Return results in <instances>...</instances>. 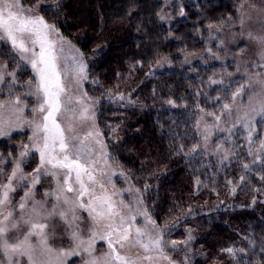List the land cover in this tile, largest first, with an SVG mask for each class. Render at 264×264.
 I'll use <instances>...</instances> for the list:
<instances>
[{"label":"snow or ice","instance_id":"1","mask_svg":"<svg viewBox=\"0 0 264 264\" xmlns=\"http://www.w3.org/2000/svg\"><path fill=\"white\" fill-rule=\"evenodd\" d=\"M53 3L59 9L62 0H53ZM44 4L45 0H36L34 5L25 7L23 0H0V56L15 65L9 70L8 62L0 64V91L7 88L9 96L15 97L9 102L15 119L5 117L3 109L6 105L0 102V137H8L10 130L22 128L24 124L32 129V135L28 137L30 143L21 144L18 153L9 151L7 158L0 154V264H65L64 257L70 255H86L84 264H157L159 261L176 264L170 252L180 245L187 249L195 239L192 231L187 232L184 240L169 242L165 237L179 220L170 226H158L152 215L155 208H149L145 200L151 185L136 188L131 184L132 177L121 171L119 175L129 186L116 188L112 176L117 173L112 170L110 161H114L109 145L104 143L96 126L94 105L98 101L89 102L87 93H79L81 82L87 79L85 57L60 34L55 23H49L44 15L38 14V11H46ZM180 14H184L183 8ZM56 15L59 16V11ZM212 27L209 25L210 29ZM248 38L260 46L258 55L264 61V34L249 32ZM210 39L216 37L210 35ZM66 46L77 55L71 57L70 65L62 67L61 60L69 59L64 55ZM222 46L223 41L217 45ZM206 51L219 59L211 49ZM27 67L31 68L32 76L21 84L20 73ZM251 67L264 68V63L253 62ZM227 75L232 77L233 73ZM245 75V82L230 92L231 102L223 103L220 102L228 100L231 85L236 81L231 80L225 85L223 79L209 77L210 85H224L217 89L221 94L215 97L219 114L199 108L203 115L196 120V131L203 149L200 142L187 150L181 143L173 148L175 155L194 158L206 154L212 134L219 131L228 135L217 137L214 154H222V162L230 157L239 158L238 149L243 146L237 144L234 137H238L239 129H242L244 135L240 138L247 142V154L254 157L251 163L264 161V136L259 138L255 152L252 147L257 144L254 137L258 126L264 129V79H261L264 73ZM19 88H27V91L17 94ZM249 89L252 94L248 96L247 109L233 120L237 97L245 95ZM24 97L36 98V105L31 109L33 118L27 121L21 118L27 106L22 105ZM126 99L129 104L134 103L123 94L116 96L114 102ZM168 103L175 106L172 100ZM119 106L124 105L120 103ZM207 117L214 123H208ZM222 121L225 125L230 121L231 124L222 127ZM89 122V130L81 135L80 129ZM34 154H38L39 161L31 172H26ZM242 170L237 184L250 183L246 174L251 173V164L243 163ZM261 172L264 173V169ZM259 179L264 186V174ZM46 180L49 183L43 198L37 199L38 186ZM195 182L201 184L199 178ZM226 183L232 185L231 191L235 193L237 185L233 180L228 179ZM20 189L26 190L16 200ZM253 190L260 191L259 188ZM125 192L131 193L133 199L126 201ZM85 213L89 222L87 238L80 229ZM56 220L65 225L74 245L71 251L54 249L50 244ZM97 239L107 244V251L100 255L95 253ZM254 244L255 241H248V246L254 247ZM221 253L227 254L234 264H242L248 256V247H227L221 249ZM261 260L264 261V257ZM248 264L253 262L248 261Z\"/></svg>","mask_w":264,"mask_h":264},{"label":"trees","instance_id":"2","mask_svg":"<svg viewBox=\"0 0 264 264\" xmlns=\"http://www.w3.org/2000/svg\"><path fill=\"white\" fill-rule=\"evenodd\" d=\"M166 1L62 0L57 9L53 0H45L46 11L39 12L85 57L83 88L98 101L96 125L114 163L132 177L136 188L151 185L145 200L155 208L158 225L179 220L168 241L184 240L192 231L195 239L187 249L180 245L170 252L173 259L178 264L185 259L187 264H234L221 249L247 246L242 264H264V186L259 179L264 161L251 163L252 171L246 174L250 183L237 184L247 157L222 162L207 154L188 158L173 152L181 143L187 150L200 142L199 108L216 111L215 97L221 94L208 79L224 66L185 65L181 54L205 47L209 25L237 22L243 0ZM35 3L23 0L28 6ZM163 11H172L169 23L160 21ZM164 56L169 64L155 69ZM119 94L134 103L114 102ZM228 179L237 185L235 193ZM257 188L260 191L253 190ZM249 240L255 241L254 247L248 246Z\"/></svg>","mask_w":264,"mask_h":264},{"label":"rangeland","instance_id":"3","mask_svg":"<svg viewBox=\"0 0 264 264\" xmlns=\"http://www.w3.org/2000/svg\"><path fill=\"white\" fill-rule=\"evenodd\" d=\"M171 1V0H169ZM166 1V4H170V2ZM25 7H29L28 5H25ZM38 14L40 12L38 11ZM161 16L164 17V19H161ZM160 21L162 23H169L173 19L172 11L170 12H161L159 15ZM241 18H243V24L241 23ZM169 21V22H166ZM220 28V31H217L216 29ZM251 32L253 35H262L264 34V0H243L240 9L238 11V20L234 24H231L229 26L224 27H212L209 29V35L206 42V45L203 49L193 52V53H182V61L185 65H190L193 63H203V64H209V63H220L224 64L220 70L213 73L210 77L214 79H223L225 85H228L231 80H235L236 83L231 85V88L229 90V98L227 101H221L223 102H231V96L230 92L234 91L236 87L239 86L240 83L245 82L247 79V76L245 73L254 74V73H264V68L260 67H251L253 62L256 64L264 63V61L260 60V57L258 55L260 51V46L255 42L248 38V33ZM210 35L215 36L216 39L211 40ZM66 38V37H65ZM223 41L222 47H217V45L220 44V42ZM73 45V43H71ZM74 46V45H73ZM75 47V46H74ZM211 49L212 52L216 53L219 56V59L214 58L210 53H208L206 50ZM6 51V48L4 49ZM65 56H67L68 60H61V66L63 67L65 64H71V57L73 55H77L74 51L68 50L66 46V50L64 53ZM8 62L10 64L9 70L15 67L14 64L11 63L10 60H7L5 56H0V64ZM159 62V63H158ZM169 64V58L164 56L155 64V69H161ZM237 67H239L240 71L237 72ZM227 73H233L232 77H229ZM32 76V70L30 67H27L23 72L20 73V83L23 84L26 82L30 77ZM261 79H264V77H261ZM208 85L211 87H219L223 88L224 85H210L209 79H208ZM2 87V86H0ZM75 88V85H73ZM258 90V89H257ZM27 91V88H19L17 90V94H22L23 92ZM79 93H86L83 88V81L81 82ZM252 94V90L249 89L245 95L237 97L236 100V108H234L233 112V120L235 119V116L237 114L243 115V112L248 107V96ZM87 98L89 102H95L97 100L90 98L87 95ZM15 99V97H10L8 94V89L4 88L3 91H0V102H3L6 107L3 109L4 115L6 118L15 119V116H13L11 109H10V100ZM22 105H27L24 108V112L21 114V118L25 121L31 120L33 118V114L31 109L36 105V98L35 97H24ZM95 107V105H94ZM237 109L239 110L237 112ZM212 112V111H210ZM216 114H219V109L217 108L216 111H213ZM203 115V114H201ZM200 115V116H201ZM200 118V117H199ZM198 118V119H199ZM208 123H214L211 117H207ZM231 121L228 125H225L223 121L221 122V126H230ZM91 126V122L83 128L80 129L81 135H83L84 132L88 131ZM97 126V125H96ZM203 127V122L201 124V128ZM198 134V133H197ZM32 135V129L27 124H24L22 128H13L10 130L8 137H0V154H3L4 157L7 158V154L9 151H12L14 153H18L20 150L21 144H29L30 141L28 139L29 136ZM228 133H221L219 131H215L212 134L211 140L207 146V155L212 157H217L221 160L222 154H214L215 144L217 141V137H224L227 136ZM244 135V132L242 129H239V136L234 137L237 144L243 146L242 148L238 149L239 157H247V160H245L247 163L252 162L253 156H249L247 154L248 152V146L247 142L240 137ZM261 136H264V129H261L258 126V132L257 136L254 137V139L257 140V144L253 145V151L255 152L256 148L258 147V140ZM198 137L200 139V135L198 134ZM200 143L203 149V142L200 139ZM227 148V144L225 145ZM39 161L38 154H34L32 163H30L25 171L31 172L33 168L36 167V164ZM225 162V161H223ZM111 163V162H110ZM8 172L11 171V165H7ZM112 170L117 173V175L112 176V180L116 185L117 189H124L127 188L129 185L125 183L124 178L119 175L123 169L115 164L112 163ZM6 178V177H5ZM49 181H44L41 185L38 186L39 190L36 193L37 199L43 198V192L47 189ZM132 184V183H131ZM26 189H20L18 194L16 195V200H19V197L23 195V192ZM124 198L127 200L133 199V195L131 193H123ZM84 219L80 223V229L84 235L85 238L88 237V228H89V222L87 220V214H83ZM141 219L142 218H138ZM55 225V234L52 236L50 240V244L54 249H63L65 251H71L74 247L73 242L68 238V235L65 231V225H63L62 222L59 220L54 221ZM164 225H158L159 227L163 228ZM166 240L167 237H165ZM171 240H169L170 242ZM107 251V244L104 241L96 240L95 242V253L96 255H100ZM171 255V254H170ZM172 256V255H171ZM86 255H70L64 257L65 264H84V260L86 259ZM173 259V257H172ZM174 260V259H173ZM175 261V260H174ZM157 264H167L166 261H159ZM176 264H178L176 262Z\"/></svg>","mask_w":264,"mask_h":264}]
</instances>
